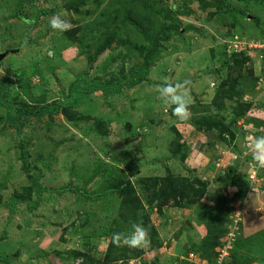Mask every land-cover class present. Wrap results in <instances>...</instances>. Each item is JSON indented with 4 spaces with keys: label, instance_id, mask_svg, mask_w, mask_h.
I'll use <instances>...</instances> for the list:
<instances>
[{
    "label": "rangeland",
    "instance_id": "rangeland-1",
    "mask_svg": "<svg viewBox=\"0 0 264 264\" xmlns=\"http://www.w3.org/2000/svg\"><path fill=\"white\" fill-rule=\"evenodd\" d=\"M67 1L23 0L20 4L18 0H0V50H7L0 67V80L9 78L15 85L20 79L14 72L19 69L23 76L31 77L37 96L43 88L46 89L45 99L49 103L61 96L63 89L64 93L67 92L68 84L86 68L87 62L75 47H67L62 39V33L67 31L53 30L49 25V20L56 14L69 21L71 29L86 20L72 10H66ZM182 1L149 0L154 7L162 6L161 9ZM189 7L193 12L178 18L183 28L181 33L169 34L168 39L161 42L145 81L125 88L120 95L105 98L96 92L89 98L78 99L72 111L77 119L85 120L73 124L61 114L53 116L51 122L46 116L40 119L32 117L22 127V137L13 127L0 122V252L8 255L19 253L11 264H77L79 258L72 261L56 253L81 248L102 259L109 238L102 231L103 225H114L119 198L116 193L101 191L121 179L123 174L129 177L140 193L141 186L137 183L141 182L138 179L162 177L168 171L189 177V169L208 185L209 192L202 197V202L211 204L224 191L227 196H232L234 192H230L228 187L224 189L219 175L224 170L223 163L229 165V162L235 163V159L236 162L242 160L241 153L244 155L248 148L243 134L237 133L231 143L221 141L215 128L208 132H193L195 126L190 118L204 114L201 106L209 104L218 82L241 74L239 82L244 89L243 97L246 102H251L254 110L239 119L237 125L251 132L258 127L247 120L264 123V84L262 87L252 85L248 74V70L254 76L261 72L258 67L264 65V53L261 55V51L256 49L250 51L247 63L236 70L224 63L230 56L227 45L233 34H240L249 42L256 38L263 40L259 29H264V2L229 0L228 9L220 15L215 13L214 8L201 10L197 0H192ZM18 10L22 13L21 17L16 15ZM40 10L47 12L37 15ZM227 10L233 11L234 20ZM239 10L246 14L238 13ZM120 31L133 44L148 43H142L144 40L140 38V33L129 23ZM50 48L61 54L48 58L47 52L52 55ZM73 52L75 57L71 59ZM110 56L116 59L109 60L106 69H102L104 61ZM123 61L126 79L128 69L139 64L140 58L127 43L123 46L113 43L95 60L89 76L105 78L110 73L119 74ZM35 69H40L43 77L34 74ZM165 80L173 84L190 81L192 103L187 120L171 117V108L159 100L157 86ZM14 87L9 86L8 89L12 94L8 97L10 101L16 98L13 96L16 93ZM227 107L220 111L223 119H228L230 115V107ZM212 112H215L214 106L210 108ZM5 114V109L0 106V115ZM95 119H102L107 125L104 126L108 130L106 136L99 135L97 131H101L92 128ZM177 136L180 142L184 141L182 146L187 151L188 156L183 160L173 158L169 152L170 142ZM207 138L213 144L208 143ZM21 139L27 143L30 160L42 169L40 181L46 190L42 191L35 210L29 211L25 203H17L10 213L2 203L10 201L15 189L29 184L19 159ZM213 162L215 169L208 173V177L205 169ZM215 177H218V182L214 181ZM64 186L66 189L59 193L52 191ZM70 187L83 188L91 196L72 191ZM260 187L258 194L249 193L247 206L238 204L237 199L234 201L230 220L233 221L236 209L240 211V208L243 209L241 216L247 213L245 216L251 217L254 222L264 220V184ZM163 209L165 218L155 212L151 214L162 245L145 249L139 259H131L132 264H208L199 253L191 251L189 245V238L198 241L204 234V228L196 222L194 210L170 205ZM188 219L193 223L189 230L185 226Z\"/></svg>",
    "mask_w": 264,
    "mask_h": 264
},
{
    "label": "trees",
    "instance_id": "trees-1",
    "mask_svg": "<svg viewBox=\"0 0 264 264\" xmlns=\"http://www.w3.org/2000/svg\"><path fill=\"white\" fill-rule=\"evenodd\" d=\"M191 1L184 0L182 3L173 4L171 7L165 6L161 9L162 6L160 8L154 7L150 4L149 0H68L65 4L66 10H72L75 14L85 17L86 20L71 29V31L63 32L62 39L66 41L67 47H75L79 54L81 52L86 57V68L76 74L75 79L68 84L66 93H64L65 91L63 89L61 91L62 95L56 97L50 103L45 99L46 89L43 88V92L37 96L33 91L31 77L23 76L21 70L16 69L14 74L20 81L15 85L9 78L0 80V106L6 111L5 115H0V122L13 127L17 134L22 137V127L32 117L40 119L46 116L48 118L47 120L51 122L53 116L61 114L73 124H76V121L85 120L77 119L78 117L72 111V108L77 105L78 99L80 97L89 98L96 92H100L105 98L115 94L120 95L123 94L125 88H132L140 82L145 81L151 67L152 59L157 54L161 42L167 40L169 34L181 33L183 28H181L178 18L179 16L189 15L193 12L191 7H189ZM238 1L245 3L264 2V0ZM18 2L21 4L23 0H18ZM197 2L201 10L214 8L215 13L218 15L222 11H226L229 4V0H197ZM104 3L108 5L103 6ZM102 6L103 9L100 11ZM45 12L47 11L40 10L37 12V15ZM208 13L212 14L213 12L208 11ZM227 13L231 14L234 20L233 11L227 10ZM238 13L246 14L242 10H239ZM16 15L21 17V11L18 10ZM127 23L131 24L134 30L140 33V38L144 40L142 43L146 41L148 43L137 45L133 44L128 37H124L120 30ZM259 34L263 40L259 38L252 39L264 42V29L260 28ZM239 35L233 34L231 38L234 36L239 38L244 37ZM113 43H116L117 46H123L124 43L130 45L136 50L140 58V63L128 69L129 76L126 79H124L125 75L123 74L125 61L122 63L119 74L110 73L109 77L105 78L98 75L90 77L89 73L94 68L93 63L95 60L101 53L110 48ZM72 49L74 51V48ZM49 50H52V55L47 52L46 56L48 58L57 57L61 54V52L54 51L52 48ZM253 50L255 49L244 48L237 53H231L225 59L224 63L232 70L242 68L249 60L248 55H250V51ZM74 53H72L71 59L75 57ZM224 53H226L225 50ZM111 57H108L104 61L101 66L102 69H106L105 67L109 60L116 59ZM1 65L2 61L0 59V67ZM48 68H51V66L49 65ZM258 68L261 72L256 73V76L250 70H248V74L251 76L252 85L262 87L264 84V67L261 65ZM33 73H37L43 77L40 69H35ZM241 76L239 74L238 76L225 77L218 82L209 104L207 106H201L204 108V114L197 118H190V122L195 126L193 132H208L215 128L218 130V139L228 141L229 143L234 141L237 133H240L243 134L247 146L250 137L264 135V123L259 124L251 121L252 119L247 120L258 127L251 132L237 125L239 119H242L246 114H250L254 110L251 102H246L247 99L243 97L244 89L240 87L239 82ZM9 86H15L16 93L13 96L16 98L14 101H10L8 98L12 96L11 91L8 90ZM211 106L215 107V112L210 113ZM227 106L230 107V115L228 119H223L220 117V111L223 108L227 109ZM193 110L195 114L196 109L194 107ZM171 117H174V119L177 118L173 113ZM103 122L102 119H95V126L92 128L95 131H101H97L99 135L106 136L108 130L104 126L107 125H104ZM126 135L128 134L126 133ZM178 139L179 137L177 136L176 139L171 140L169 152L173 158L183 160L188 155L186 149L182 146L184 141L180 142ZM208 143L213 144L209 139ZM214 145L216 144L214 143ZM202 146H204V143H202ZM241 155V161L236 162L235 159V163H232L233 161L229 162V165L223 163L224 170L219 175L221 178L219 181L225 185L224 189L228 187L229 191H233L234 193L232 196H227L226 191H224V194L211 204L201 201L202 197L209 192L208 185L193 171L190 172L188 168V172L190 173L189 177L175 175L171 171H168L162 177L151 176L148 179H138L141 182H136L141 186L140 193L135 189V185L129 177L123 174L121 179H117L110 185L105 186L101 191L102 193L107 191L116 193L119 198V209H117V215L113 219L114 225H103L102 231L109 238L102 259L94 257L89 250L82 248L79 250L71 249L65 252L57 251L55 253L65 255L66 258H70L72 261L73 259L79 258L80 262L77 264H131L130 260L139 259L144 254L145 249L129 248L123 245L116 246L111 240L112 234L117 232L128 233L131 231V224L133 222H142L149 230L151 248L159 247L162 245V241L159 238L156 225L152 222L151 214L155 212L165 218L163 208L170 205L176 208L193 209L196 213V222L202 225L204 234L201 235L198 241L189 238V245L191 251L199 253L200 257L206 260L208 264H264V220L260 223L254 222V219H251V217L247 218L245 216L246 214H244L245 218L242 215L241 220L237 222L238 235H235L230 242L228 255L224 256L219 262L221 250L227 242L225 235L229 225L233 224V221L229 218L231 211L234 209L232 204H234V201L239 200L238 204H242L243 202L247 206L246 198H248V189L250 187L246 172L255 165V162L252 160L248 148L245 154L243 155L242 152ZM30 156L27 143L21 139L19 143V159L21 161V168L26 173L29 184L24 185L22 189H15L12 192L10 201L7 200L2 203L3 206L8 208L10 213H12L15 208L14 205L17 203H25L29 211L35 210L42 191L46 190L40 181L42 169L30 160ZM207 168L205 170H207V176L209 177L208 173L213 172L215 169L214 162ZM258 174L264 178V169H259ZM190 177L192 178L190 179ZM217 178L215 177L214 181L218 182ZM262 184H264V181L260 182V186ZM66 186L59 190L52 189V191L59 193L60 190L66 189ZM69 189L91 196L83 188L70 187ZM33 195L35 199L32 200ZM185 226L189 230L193 226V223L188 219ZM195 230L196 226L194 232ZM17 255L19 253L8 255L0 252V264H11Z\"/></svg>",
    "mask_w": 264,
    "mask_h": 264
},
{
    "label": "clouds",
    "instance_id": "clouds-1",
    "mask_svg": "<svg viewBox=\"0 0 264 264\" xmlns=\"http://www.w3.org/2000/svg\"><path fill=\"white\" fill-rule=\"evenodd\" d=\"M49 25L53 30L68 31L71 29V24L69 21L62 19L59 14L53 15L51 17L49 20ZM189 85L190 81L188 80L177 82L175 84L165 80L162 85L157 86L159 100L165 106L170 107L172 109L173 115H175L180 120H187L190 116V106L192 99L189 93ZM248 150L257 168L264 169V135L250 137L248 141ZM260 188L261 187L259 185L258 190L248 189V193L251 192L252 194H258L261 190ZM246 199L248 200V198ZM242 204L244 205L245 203L242 202ZM111 240L116 246L123 245L138 249H148L151 246L149 230L143 225L142 222H133L131 224V231L128 233H113ZM130 263L132 264L131 260Z\"/></svg>",
    "mask_w": 264,
    "mask_h": 264
},
{
    "label": "built area",
    "instance_id": "built-area-1",
    "mask_svg": "<svg viewBox=\"0 0 264 264\" xmlns=\"http://www.w3.org/2000/svg\"><path fill=\"white\" fill-rule=\"evenodd\" d=\"M231 40H229V43L227 45V52L229 54L231 53H237L240 50H243L244 48H248V49H256L258 51H261V55L264 53V42H259L256 40H252L251 42L234 36L232 38H230ZM264 55V54H263ZM264 64V62H263ZM262 65V64H261ZM264 67V65H262ZM264 79V78H263ZM259 169L257 168L256 165H254L253 167L250 168V170H248L247 172V177L249 179V189L250 190H258L259 189V185L260 182L264 181V178L259 176L258 174ZM237 213H239V215H237V213L235 214V218L233 219V224L229 225V230L226 234V239L227 242L224 246V248L221 250L220 256H219V262L221 261V259L228 255V248H229V244L230 242L233 240L234 236L236 234H238V226H237V222L241 219V213H243V209L240 208V211H238L236 209Z\"/></svg>",
    "mask_w": 264,
    "mask_h": 264
},
{
    "label": "water",
    "instance_id": "water-1",
    "mask_svg": "<svg viewBox=\"0 0 264 264\" xmlns=\"http://www.w3.org/2000/svg\"><path fill=\"white\" fill-rule=\"evenodd\" d=\"M7 52V50H5V51H3V52H1L0 53V59H1V61L3 60V58H4V54Z\"/></svg>",
    "mask_w": 264,
    "mask_h": 264
},
{
    "label": "crops",
    "instance_id": "crops-1",
    "mask_svg": "<svg viewBox=\"0 0 264 264\" xmlns=\"http://www.w3.org/2000/svg\"><path fill=\"white\" fill-rule=\"evenodd\" d=\"M216 146V145H215ZM263 190V189H262ZM253 217V216H252Z\"/></svg>",
    "mask_w": 264,
    "mask_h": 264
}]
</instances>
